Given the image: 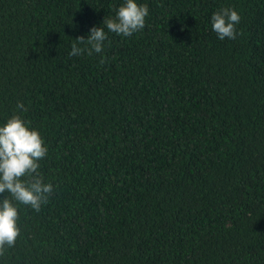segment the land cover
<instances>
[{"label": "trees", "instance_id": "16d2710c", "mask_svg": "<svg viewBox=\"0 0 264 264\" xmlns=\"http://www.w3.org/2000/svg\"><path fill=\"white\" fill-rule=\"evenodd\" d=\"M136 2L124 37V0H0V126L40 132L54 187L0 264H264V0ZM94 26L103 52L70 56Z\"/></svg>", "mask_w": 264, "mask_h": 264}, {"label": "clouds", "instance_id": "9594fccd", "mask_svg": "<svg viewBox=\"0 0 264 264\" xmlns=\"http://www.w3.org/2000/svg\"><path fill=\"white\" fill-rule=\"evenodd\" d=\"M148 6L136 0H124L114 18H104L103 25L109 32L131 37L145 26ZM237 11L224 7L211 16V27L220 40H234L236 25L240 22ZM107 35L103 27H92L88 38L77 37L71 46L70 56L103 52ZM83 45V47L79 46ZM106 59L102 56L100 63ZM17 108L26 112L23 103ZM48 149L39 131L30 128L29 122L20 115H13L0 126V257L15 246L20 236L17 204L31 207L39 212L54 192L51 183H46L39 171V161L47 156Z\"/></svg>", "mask_w": 264, "mask_h": 264}]
</instances>
